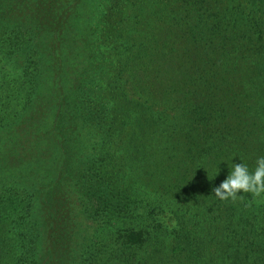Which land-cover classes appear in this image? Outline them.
<instances>
[{
    "label": "trees",
    "instance_id": "trees-1",
    "mask_svg": "<svg viewBox=\"0 0 264 264\" xmlns=\"http://www.w3.org/2000/svg\"><path fill=\"white\" fill-rule=\"evenodd\" d=\"M98 1L0 0V264H264V0Z\"/></svg>",
    "mask_w": 264,
    "mask_h": 264
},
{
    "label": "rangeland",
    "instance_id": "rangeland-1",
    "mask_svg": "<svg viewBox=\"0 0 264 264\" xmlns=\"http://www.w3.org/2000/svg\"><path fill=\"white\" fill-rule=\"evenodd\" d=\"M100 1H98V3H100ZM106 1L107 0H102L103 3H105ZM19 6H15L10 11H8V13H10V18H14L16 16V17H22L24 19V17H26L27 14H30L29 8H26V10L24 12H22V9L18 8ZM26 33L29 36H27L25 44L23 46L25 48L30 46L31 47V53L29 55H27L25 48H24V50L20 49L18 56H17L18 57L17 61L23 67L25 65H29L27 68L29 74H33L34 77H36L37 75L40 76V79L36 83V86L38 88H40L41 85H42V87L45 86L47 76H48L45 74L49 72V68H50V66H48V65H41L40 64V54H41V52H44L45 58L50 59L49 55H51V53H50L49 48H48V46L50 45L49 44L50 36H47V40H44L47 43V50L45 51L43 49H40V47H39V44H41L39 41V39H40L39 32L30 30V31H27ZM15 65H17V63ZM20 70L21 69H19V70L15 69L14 65L12 66L11 69L10 68H4V73H5V76L7 77L5 79V81L7 83V84H5V86L8 89L14 90V89H18V86H22L20 81L16 80L17 75H14V72H17ZM39 73H41V75ZM31 86L34 87V85L23 84V86L21 88H23L24 90H27ZM2 110L3 109H1V107H0L1 113H2ZM1 113H0V119L6 118V116L1 115ZM7 120H8V118L6 120L0 122V126L4 125ZM4 153L7 154L5 150H4ZM7 159L10 162L11 166H14V163L16 162L15 156L10 155L7 157ZM6 167L8 168V173H6V175H9V174L16 175V176L19 175L20 170L17 169L16 166L10 168V166L6 165ZM0 174L5 176L4 173H0Z\"/></svg>",
    "mask_w": 264,
    "mask_h": 264
},
{
    "label": "clouds",
    "instance_id": "clouds-1",
    "mask_svg": "<svg viewBox=\"0 0 264 264\" xmlns=\"http://www.w3.org/2000/svg\"><path fill=\"white\" fill-rule=\"evenodd\" d=\"M212 191L220 201L232 202L244 200V195L238 193L251 194L254 199L264 195V156L256 160V166L252 171L241 162L232 165L226 179Z\"/></svg>",
    "mask_w": 264,
    "mask_h": 264
}]
</instances>
